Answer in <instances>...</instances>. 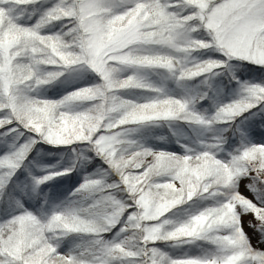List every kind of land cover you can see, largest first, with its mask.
<instances>
[{
  "label": "snow or ice",
  "instance_id": "snow-or-ice-1",
  "mask_svg": "<svg viewBox=\"0 0 264 264\" xmlns=\"http://www.w3.org/2000/svg\"><path fill=\"white\" fill-rule=\"evenodd\" d=\"M261 118L264 0H0V264H264Z\"/></svg>",
  "mask_w": 264,
  "mask_h": 264
},
{
  "label": "trees",
  "instance_id": "trees-1",
  "mask_svg": "<svg viewBox=\"0 0 264 264\" xmlns=\"http://www.w3.org/2000/svg\"><path fill=\"white\" fill-rule=\"evenodd\" d=\"M240 72L243 74L242 78L244 79H251L254 75L258 76L260 75V70H255L252 72H244L243 69L240 70ZM82 83V82H81ZM80 84L77 83H72V84H57L45 91V95H47L49 98L53 99H59L62 93H64L67 89L71 87H77ZM207 106V103L206 105ZM260 121L259 123L264 126V118L257 119ZM152 137L155 136H160V135H166L169 136V140H172L170 137V134L168 132L167 128H157L152 130L150 133ZM149 143L158 145V146H163V147H171V145H162L161 141H157L154 139H150ZM172 149H175L174 147ZM38 151L40 152V156L38 157L39 162L43 164H51V165H56L58 162L60 163L61 166H67L72 162V153L68 149H56L52 148L49 145H38ZM177 151L178 150H174ZM32 158H37L36 157V152L33 153V156L30 157ZM99 162L98 161H93L91 165L88 166L89 169L93 168V165L98 166ZM26 175V174H25ZM82 180V173H73L72 177H61L58 178L57 180H54L50 182L49 184H46L41 187L39 195L35 199L29 200V206L35 210L36 207H39L41 205H44L45 201H48V208L51 207L53 204H58L61 201L65 200L71 193V191L79 185V182ZM47 210V209H46Z\"/></svg>",
  "mask_w": 264,
  "mask_h": 264
},
{
  "label": "rangeland",
  "instance_id": "rangeland-1",
  "mask_svg": "<svg viewBox=\"0 0 264 264\" xmlns=\"http://www.w3.org/2000/svg\"><path fill=\"white\" fill-rule=\"evenodd\" d=\"M82 84V83H81ZM81 84L79 86H81ZM73 87L67 89V91H70ZM65 93V92H64ZM64 93H62V95H64ZM61 95V96H62ZM260 121L256 120L254 123V126L251 129V135L253 136L254 139H256L257 141L264 139V126L262 125V123H259ZM170 142L168 143L169 145H171V147H166L168 150L170 151H174V150H178V152L182 151V149H180L179 145H177L174 141L169 140ZM175 149H172V148ZM79 183L81 182L78 181ZM246 191V190H245ZM249 234L252 236L253 238V243L255 244L258 237L255 233H253V231L251 229H248Z\"/></svg>",
  "mask_w": 264,
  "mask_h": 264
}]
</instances>
